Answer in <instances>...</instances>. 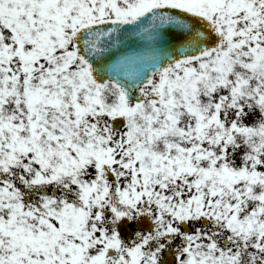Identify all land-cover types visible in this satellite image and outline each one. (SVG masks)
I'll return each mask as SVG.
<instances>
[{
	"label": "snow or ice",
	"instance_id": "6c2138e0",
	"mask_svg": "<svg viewBox=\"0 0 264 264\" xmlns=\"http://www.w3.org/2000/svg\"><path fill=\"white\" fill-rule=\"evenodd\" d=\"M0 264H264V0H0Z\"/></svg>",
	"mask_w": 264,
	"mask_h": 264
}]
</instances>
